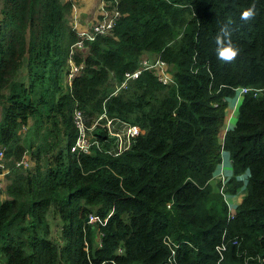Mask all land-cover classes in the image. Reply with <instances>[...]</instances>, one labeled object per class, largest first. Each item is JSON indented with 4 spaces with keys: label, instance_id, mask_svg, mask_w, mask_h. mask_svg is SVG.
I'll return each mask as SVG.
<instances>
[{
    "label": "trees",
    "instance_id": "1",
    "mask_svg": "<svg viewBox=\"0 0 264 264\" xmlns=\"http://www.w3.org/2000/svg\"><path fill=\"white\" fill-rule=\"evenodd\" d=\"M251 3L119 0L113 34L76 49L72 2L0 0V264H264V0L244 22ZM228 21L240 51L222 63L214 37ZM145 56L173 82L146 70L119 89ZM70 61L82 70L66 87ZM76 109L144 132L114 154L97 126L100 146L74 150ZM224 152L226 191L245 188L232 217L213 185Z\"/></svg>",
    "mask_w": 264,
    "mask_h": 264
},
{
    "label": "built area",
    "instance_id": "2",
    "mask_svg": "<svg viewBox=\"0 0 264 264\" xmlns=\"http://www.w3.org/2000/svg\"><path fill=\"white\" fill-rule=\"evenodd\" d=\"M73 1V0H72ZM74 2V1H73ZM74 5V4H73ZM99 18L91 25L88 32L78 33L81 39L75 43L74 48L83 49L84 40L93 42L98 35H112L119 18L122 16L119 0H102L99 7ZM82 66L75 65L73 62L69 65L67 72V81L70 84L72 79L81 72ZM153 72L164 84H170L173 82V75L171 73V67L169 63L161 58L151 59L147 56L143 57L139 67L133 72H127L125 78L122 81L121 86L126 87L131 79L137 78L144 71ZM238 94L244 95L249 91L247 87H240L237 89ZM75 123L77 125L78 134L73 146L74 150L91 152L94 144L100 146V139L95 136L94 129L100 126L104 131L109 134L113 139L111 152L114 154H120L130 149L135 139L143 134V130L135 124H130L117 117H111L106 112L101 115L93 122L89 123L86 119L84 112L80 109L74 111ZM31 166V161L25 156L22 160L16 162L13 168H28ZM10 172V168L5 163L4 148L0 147V188L5 184V176ZM224 178V173L221 174ZM226 183L224 184V186ZM223 186V187H224ZM224 190V189H223ZM226 190V189H225ZM224 190V191H225ZM222 193V190H221ZM224 194V200L229 206V214L232 217L235 213L236 205L234 201L236 198H230L229 194ZM91 221H95L97 218L90 216ZM236 243V240L234 241ZM220 248H225L224 246ZM175 251L173 250V253Z\"/></svg>",
    "mask_w": 264,
    "mask_h": 264
},
{
    "label": "crops",
    "instance_id": "3",
    "mask_svg": "<svg viewBox=\"0 0 264 264\" xmlns=\"http://www.w3.org/2000/svg\"><path fill=\"white\" fill-rule=\"evenodd\" d=\"M65 1H70L74 4L72 5L73 7L70 14V22L75 27L77 32L78 33L88 32L89 29L91 28V25L99 18L100 15L99 7L102 0H73L74 2L72 0H65ZM64 83L67 87L68 81L66 74L64 76ZM240 98L241 97L236 95V98H231L230 102L231 103L233 102L234 103L233 106H235L236 102L239 103ZM228 166H229V170H228ZM222 169H225L224 171L225 175H231V159L229 153L227 152L226 154L223 155ZM215 176H216V172H215ZM244 194L245 192L243 193V196ZM1 198L5 199L6 195L3 194Z\"/></svg>",
    "mask_w": 264,
    "mask_h": 264
},
{
    "label": "clouds",
    "instance_id": "4",
    "mask_svg": "<svg viewBox=\"0 0 264 264\" xmlns=\"http://www.w3.org/2000/svg\"><path fill=\"white\" fill-rule=\"evenodd\" d=\"M256 15L257 0H252V3L241 12L240 19L244 22H250L254 20ZM233 31L234 29L231 27V21H228L219 27L214 37L216 57L222 63H231L239 54L240 49L232 39Z\"/></svg>",
    "mask_w": 264,
    "mask_h": 264
},
{
    "label": "rangeland",
    "instance_id": "5",
    "mask_svg": "<svg viewBox=\"0 0 264 264\" xmlns=\"http://www.w3.org/2000/svg\"><path fill=\"white\" fill-rule=\"evenodd\" d=\"M176 41V40H175ZM174 41V42H175ZM173 42V43H174ZM175 44V43H174ZM152 59H154V58H152ZM239 97H241L240 98V101H239V103L238 102H236L235 103V106H233L234 105V103L232 102H230L231 101V98L232 97H230L228 100H229V102H230V104H229V107H228V109H227V118H226V122H225V128H226V130L229 128V127H231V126H233L235 123H236V121H237V117H238V109H239V104L241 103V100H242V97H243V95H240V93L239 94H237ZM233 98H236V95H234L233 96ZM228 126V127H227ZM224 154H226V152H224L223 153V155ZM225 167V166H224ZM228 170H229V166H228ZM224 171H225V169H222V163H221V165H219L218 166V168H217V170H216V176H215V179L213 180V185L215 186V187H217V189L219 188L220 189V192H221V190H222V193H225V194H228V191H226L225 189H226V185L224 186V184L227 182V179L230 177L229 175H225V173H224ZM221 172H223L224 173V178H222L221 176ZM227 174V173H226ZM247 180V178L245 177V181ZM224 186V187H223ZM225 191H224V190ZM245 192V188H242L241 190H240V192L238 193V194H236V195H231L230 193H229V197L230 198H236V201H234V204H239L240 203V201L242 200V198H243V193ZM221 193V194H222ZM241 194V195H240ZM222 195H224V194H222Z\"/></svg>",
    "mask_w": 264,
    "mask_h": 264
},
{
    "label": "water",
    "instance_id": "6",
    "mask_svg": "<svg viewBox=\"0 0 264 264\" xmlns=\"http://www.w3.org/2000/svg\"><path fill=\"white\" fill-rule=\"evenodd\" d=\"M90 219L89 218H87V221H89Z\"/></svg>",
    "mask_w": 264,
    "mask_h": 264
}]
</instances>
